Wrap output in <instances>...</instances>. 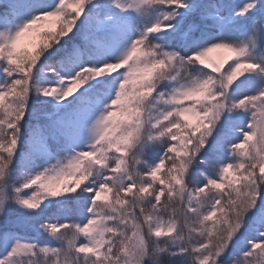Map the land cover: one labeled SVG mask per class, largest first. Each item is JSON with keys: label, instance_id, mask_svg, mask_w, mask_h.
<instances>
[{"label": "trees", "instance_id": "obj_1", "mask_svg": "<svg viewBox=\"0 0 264 264\" xmlns=\"http://www.w3.org/2000/svg\"><path fill=\"white\" fill-rule=\"evenodd\" d=\"M18 1L5 0L6 7L0 9L2 14L16 13L15 9L25 0ZM49 1L60 23L55 31L39 37L35 52L17 50L7 37L0 36V94L16 87L12 98H0V184L15 177L17 186H21L20 166L12 156L34 123H41L55 135V144L60 143L58 127H64L67 121L58 114L51 115L49 101L39 95L35 84L41 78L52 82L48 75L59 72L65 76V46L78 42L87 47L95 37L104 41L110 23L103 13L115 5L114 0ZM232 4L231 0H175L166 5L169 15L177 13L184 19L165 25L158 46H171L181 26L192 22L184 50L194 60L183 75L174 73L168 82L195 84L207 77L205 96L192 102L200 112L207 111L209 118L206 121L200 117L193 122L183 119L180 109L174 110L166 119L168 123L158 127L160 132L166 124L172 128L152 140L154 148L142 152L150 155H141L136 162L129 163L127 148L121 166L115 167L113 157L103 160L102 164L107 163L103 176L111 188L110 254L97 258L77 249L79 241L74 234L79 231L73 229L98 217L96 193L88 191L67 194L58 204L36 211L16 206L8 195L0 205V259L7 253L11 230L12 239L22 235L60 249L54 255L60 262L123 264L135 234L143 232L153 264H194L193 245L206 247L212 253L219 250L224 264H234L242 257L247 259V264H264V145L251 124L257 103L264 98V74L258 87H254L253 74L259 70L251 64L236 65L237 57L231 55L213 68L200 58L207 42L220 33L223 16L228 17L230 30L247 39L245 21L249 15L241 16L239 11L230 14ZM249 6L257 8L259 20L264 19V0H252ZM12 56L19 61L11 62ZM60 60L64 66L59 64ZM131 91L130 122L154 107H146L154 96L148 83L134 84ZM225 96L223 112L216 113L211 102ZM237 96L239 101L235 100ZM76 108L70 110V119L78 111L79 107ZM174 127L181 128L183 133L177 134ZM167 137L176 141L168 145L164 142ZM132 143L138 144L131 142L125 146L132 147ZM158 164H163L164 169L155 174ZM2 171H6L7 178L2 177ZM86 186L87 190L94 187L90 183ZM130 186L131 192L125 193ZM33 217L36 222L45 219L66 227L57 234L46 235L35 227L25 226L23 219ZM186 244L189 250H185Z\"/></svg>", "mask_w": 264, "mask_h": 264}, {"label": "rangeland", "instance_id": "obj_2", "mask_svg": "<svg viewBox=\"0 0 264 264\" xmlns=\"http://www.w3.org/2000/svg\"><path fill=\"white\" fill-rule=\"evenodd\" d=\"M114 1V7L103 13L110 23L104 41L95 37L90 39L87 47L78 42L65 46L66 65L59 61L67 68L65 76L64 72H59L48 75L52 82L41 78L35 84L39 95L49 101L51 115L58 114L67 121L64 127H58L60 143L55 144V135L41 123H34L25 134L20 149L12 156L20 166L18 178L21 186H17L15 177L9 178V183L7 180L0 184V205L9 195V200L13 199V203L25 211L51 207L67 194L96 193L98 217L76 225L79 228L73 230L79 231L74 234L79 241L78 251L97 258L106 257L112 250V207L108 202L111 188L103 176L107 166V163L102 164L103 160L109 161L113 157L115 167H118L123 164L122 157L127 154V148L130 149V157L126 156L129 163L149 154L142 152L154 148L152 140L172 128L171 124H166L160 132L158 127L168 123L166 119L174 110L180 109L181 117L193 122L200 117L206 121L209 118L207 111L200 112L192 102L205 96L209 83L207 77L195 84L168 82L170 75H183L184 69L194 63L193 55L184 50L192 22L181 26L171 46L159 47L157 43L164 37L161 33L165 25L184 19L177 13L169 15L167 11V3L175 0ZM231 1L230 14L239 11L241 16L249 15L245 21L247 39L230 30L228 17L223 16L220 33L207 42L200 58L215 68L234 55L237 57L236 65L251 64L259 70L253 74L252 81V86L258 87L264 74V19L259 20L257 8L249 6L252 0ZM5 3V0H0V9L6 7ZM18 6L16 13L7 16L0 11V36L7 37L17 50L35 52L39 37L55 31L60 17L49 0H25ZM18 61L19 58L11 57V62ZM138 83L150 85L154 96L146 107H154L130 122L128 118L132 108L129 96L132 85ZM15 91L16 87H11L3 91L0 98H12ZM156 98L158 101H154ZM235 100L239 101V96ZM211 103L216 113L223 112L226 96L223 100L215 98ZM76 107H79L78 111L70 119V110ZM257 107L251 124L257 131L259 142L264 145V98ZM146 126L149 127L147 130ZM174 128L177 134L183 133L181 128ZM175 141L167 137L164 142L172 145ZM131 142L138 144L125 146ZM163 169L164 165L158 164L154 173ZM2 177L7 178L6 171H2ZM87 183L94 185L92 190L86 189ZM131 190L130 186L125 193ZM23 220L25 226L35 227L46 235L57 234L59 229L66 227L45 219L36 222L34 217ZM10 232L14 231L9 230L7 253L0 259V264H69L54 257L60 249L31 241L22 235L12 239L14 234ZM192 249L196 257L194 264H224L223 253L219 250L212 253L201 245H193ZM185 250H189L187 244ZM125 254L127 261L123 264H153L143 232L135 234ZM234 264H247V259L242 257Z\"/></svg>", "mask_w": 264, "mask_h": 264}]
</instances>
